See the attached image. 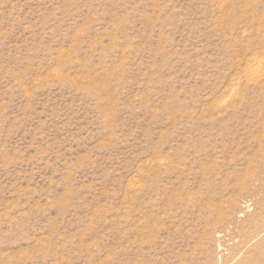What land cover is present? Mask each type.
Instances as JSON below:
<instances>
[{"label": "rangeland", "instance_id": "1", "mask_svg": "<svg viewBox=\"0 0 264 264\" xmlns=\"http://www.w3.org/2000/svg\"><path fill=\"white\" fill-rule=\"evenodd\" d=\"M0 264H264V0H0Z\"/></svg>", "mask_w": 264, "mask_h": 264}]
</instances>
